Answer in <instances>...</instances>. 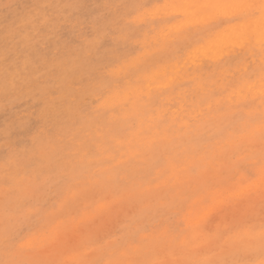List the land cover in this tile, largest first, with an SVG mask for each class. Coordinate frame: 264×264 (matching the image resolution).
I'll return each mask as SVG.
<instances>
[{
	"label": "clouds",
	"instance_id": "9594fccd",
	"mask_svg": "<svg viewBox=\"0 0 264 264\" xmlns=\"http://www.w3.org/2000/svg\"><path fill=\"white\" fill-rule=\"evenodd\" d=\"M0 264H264V0H0Z\"/></svg>",
	"mask_w": 264,
	"mask_h": 264
}]
</instances>
